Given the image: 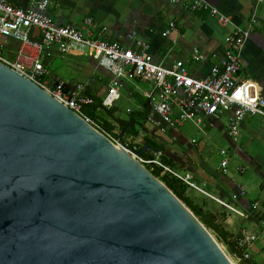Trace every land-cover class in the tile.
<instances>
[{
    "label": "water",
    "instance_id": "obj_1",
    "mask_svg": "<svg viewBox=\"0 0 264 264\" xmlns=\"http://www.w3.org/2000/svg\"><path fill=\"white\" fill-rule=\"evenodd\" d=\"M239 262L141 162L0 63V264Z\"/></svg>",
    "mask_w": 264,
    "mask_h": 264
},
{
    "label": "built area",
    "instance_id": "obj_2",
    "mask_svg": "<svg viewBox=\"0 0 264 264\" xmlns=\"http://www.w3.org/2000/svg\"><path fill=\"white\" fill-rule=\"evenodd\" d=\"M262 1L257 0L258 3ZM166 2L192 13H205L222 29H230L224 38V55L202 78L192 76L182 60H176L170 66L155 61L150 54V46L136 39L134 33L128 35L131 41L129 45L108 41L105 37L106 27L95 28L91 17L84 18L78 26L54 23L48 14L50 0H31L26 6L19 5V0H0V63L25 77L80 116L111 143L141 162L149 172L159 169L160 176L167 175L188 188L200 191L188 173L183 174L164 163L159 154L153 153L149 157L138 155L136 145H119L111 134L84 116L81 113L83 106L93 102L92 98L84 94L87 84H77L71 90L64 91L62 83L51 88L44 80L47 76L44 62L52 58L53 47L64 52L77 51L95 60L110 77L109 90L102 100L104 108L111 107L118 98V88L122 86V80H136L148 86L143 96L149 101L151 115H157L160 122L169 127H178L187 121H194L200 126L201 115L214 118L228 115V132L234 139L247 116H259L264 128V86L249 79H241L239 64V55L250 37V28L256 21V13L251 14L250 23L244 28L206 0ZM177 35L178 28L174 21H170L160 33L162 38L171 39L173 44L177 42ZM205 59L198 48L191 50V63L198 64ZM148 119L153 122L150 117ZM225 154L224 150L220 151V155ZM226 165V160L220 163L224 173ZM237 170L242 171L240 168ZM243 193L241 188L240 194ZM257 207L258 204L254 203L252 210ZM256 238L254 234L246 231L235 238V246L241 251L237 258L239 261L250 260L248 251Z\"/></svg>",
    "mask_w": 264,
    "mask_h": 264
},
{
    "label": "crops",
    "instance_id": "obj_3",
    "mask_svg": "<svg viewBox=\"0 0 264 264\" xmlns=\"http://www.w3.org/2000/svg\"><path fill=\"white\" fill-rule=\"evenodd\" d=\"M29 1L31 0H19L18 4L26 6ZM50 1L51 5L48 9V14L54 23L62 26H78L84 18L91 17L95 28L106 27L105 37L108 41L118 42L123 45L131 44L128 35L134 33L136 39H140L150 46V54L155 61L161 62L165 66H170L176 60H182L188 72L197 78H202L207 75L210 67L219 62L224 55L223 40L226 33L224 29L219 27L206 14L186 11L180 6L169 5L166 0ZM206 1L218 8L221 12L229 15L235 24L242 27L246 23L249 25L251 14L253 12L257 13L256 8L259 9L261 6H264V0L261 3H258L257 0ZM261 16L264 17V7L262 8ZM170 21H174L178 28L176 44H173L171 39H164L160 36V33L168 26ZM258 29L259 27H254V31H256L254 35L259 34ZM251 43L254 44L252 40L248 39L241 52H243L246 46L250 50ZM54 48L52 58L57 53ZM193 48H198L206 57L203 62L198 64L190 62L191 50ZM65 53L79 52L69 51ZM89 59L94 63L95 69L86 80L83 82L76 80L73 84L65 83L61 80H59L60 82L58 80L55 81L48 71L49 60H45L47 76L51 77V81H46L47 84L52 88L57 82L62 83L63 87L67 88L66 91H69V89L71 90L77 84H87V87L92 88L91 83L106 80L104 85L109 90V75L97 65L95 60L90 57ZM249 64L252 63L248 62ZM240 69L241 79H249L260 86H264V71L262 73L257 72V67L251 65L249 75L246 68L242 69L240 66ZM101 74L103 77L104 75H107V77L102 79ZM131 82L133 84L126 88L129 96L134 98L133 95L137 93L145 98L143 96L145 91H139L136 86L142 82L136 80ZM144 85L147 86V84ZM121 87H123V83ZM104 97L100 96L102 100ZM130 111L134 110L126 109L127 113ZM149 117L154 123L149 119L147 121L152 124L154 130L142 128V132L140 130L137 138L125 137L123 134L122 144L128 143L125 142V140H128V144L136 145L137 148H141L142 150L146 143L149 148H145L144 155L142 154L141 156L149 157L153 153H157L160 159L163 156L167 157L171 161L169 165L188 173L200 189L199 191L189 188L186 193H191V195L193 193L195 198L189 195L187 196L194 202L201 201L202 205H206L205 210L216 217L217 222L221 224L225 231L233 237L239 236L243 231L254 234L257 237L254 231L259 229V222L264 219V171L259 162L248 158L237 149L236 142L228 132V115L219 118L201 115L202 122L200 126H197L194 121H187L183 125L174 128L161 123L157 115L150 114ZM253 118L249 117V119L243 120L240 126L242 131L247 129L248 123H255ZM115 128L112 133L119 135L121 131L117 128L119 130L118 133L120 132L118 134ZM157 129L165 134L166 137L163 138L158 135ZM114 139L117 142V139ZM221 139L226 140L231 147L236 149L239 156L249 164L251 173H256L258 177H261L259 181H256L251 175H248V177L253 178V180L249 183L246 180L247 177L245 179L244 176L241 178L239 176H228V163L225 167L226 173H224V169L220 166V163L224 159H221L217 165L210 164L211 155L208 148L210 144L216 143ZM174 145L176 147L178 146L182 152L176 151L173 148ZM150 148L153 150H150ZM240 169L242 171L236 170L239 175L246 173V170L243 168ZM241 188L244 191L243 194H240ZM197 202L195 203L197 204ZM254 203L258 204L256 210H252ZM251 247L250 251H252L250 252L251 256L249 261L252 264L263 261L264 239L260 247H254V245Z\"/></svg>",
    "mask_w": 264,
    "mask_h": 264
},
{
    "label": "rangeland",
    "instance_id": "obj_4",
    "mask_svg": "<svg viewBox=\"0 0 264 264\" xmlns=\"http://www.w3.org/2000/svg\"><path fill=\"white\" fill-rule=\"evenodd\" d=\"M263 7L264 6H261L259 9L256 8V12H257L255 16L256 21L250 28L251 34L249 39L252 40L254 44L252 43L250 44V48H251L250 50H248V47L246 46L243 52H240L241 55H239V64L242 69L246 68V71L249 73V75L251 72V65L257 67V72L262 73L264 71V17L261 16ZM243 26L244 28H247L248 24L246 23ZM254 27L255 28L259 27L258 35H254V33L256 32L254 31ZM224 30L226 33L230 32V29L228 27L225 28ZM223 44H224V40H223ZM54 50L57 53L54 54L51 60H49L48 71L55 79V81L61 80L65 83H70V84L75 83L76 80L83 82L91 75V72L95 69L94 63H92L89 57L85 54H79V53L66 54L64 51L59 50L57 47H55ZM248 62H251L252 64L248 65ZM99 72L101 73V71ZM101 77L102 79H105L107 75L106 76L104 75L103 77L101 74ZM122 83H123V87L118 88L119 96L115 100V103L113 104L114 106L112 107H116L118 109L117 117L125 118L127 116L126 109L136 111L139 109V105L132 96H129V93L126 90V88L133 83L131 81H126V80L123 81ZM104 84H105V80L95 81L91 83L92 86L91 91L99 97L100 96L104 97L108 92ZM136 86L139 89V91L147 90V86H145L142 83L137 84ZM245 119H249V116L245 117ZM253 120L255 121V123L254 124L248 123L247 129L245 131H242L240 128L238 136L236 137V139L233 138V140L236 142L238 146L237 149L241 153L246 155L248 158H251L256 162H259L262 166V170L264 171V128L262 126V120L259 116H254ZM143 128L147 130H154V127L148 121L144 123ZM115 129L116 132L118 133L119 130L117 128ZM157 134L163 138L166 137L165 134L160 132L158 129H157ZM125 142L129 143L128 140H125ZM173 148L176 149V151L178 152H182L180 151L178 146L176 147L174 145ZM208 150L211 155L210 164L213 163V165H217L221 159L227 161L228 176L229 175L235 177L239 176L240 178L244 176L245 179L247 177L246 180L248 181V183L251 182L253 178H255L256 181H259L261 179V177L260 176L258 177L256 173L254 174L251 173L249 164L239 156V154L236 152V149L231 147L226 140L221 139L216 143L210 144ZM221 150H224L226 152L224 156L220 155ZM237 167L243 168L244 170H246V173L243 175H239L236 172ZM178 171L183 174L185 173L183 170H178ZM248 175L253 176V178H249ZM186 195H189L190 197H194L193 193L192 195L191 193H186ZM197 205L200 206L203 211H206L205 210L206 205H202L201 201H198ZM259 224H260L259 229L254 231L255 234L257 235V241L255 240L256 242L253 244L254 247L255 246L260 247L264 239V231H263L264 219L261 220ZM251 251L249 249L248 251L249 254ZM256 264H264V260L256 262Z\"/></svg>",
    "mask_w": 264,
    "mask_h": 264
},
{
    "label": "trees",
    "instance_id": "obj_5",
    "mask_svg": "<svg viewBox=\"0 0 264 264\" xmlns=\"http://www.w3.org/2000/svg\"><path fill=\"white\" fill-rule=\"evenodd\" d=\"M205 14V13H204ZM44 80L51 81L50 76L44 77ZM106 82V80H105ZM56 84H59L58 82ZM53 86L52 88H55ZM64 91L67 88H63ZM85 95L92 98L93 102L90 105H85L82 108L81 113L92 119L93 122L99 125L107 133H111L114 138H118L117 134H113V130L117 127L120 131L124 130L125 137L137 138L140 134V130L143 128L144 123L148 120L151 114V107L148 101L141 97L139 94H134V99L139 105V110L130 111L125 118L117 117L118 109L111 107L106 109L102 106V99L91 91V88L87 87ZM104 118H103V117ZM106 118V120H105ZM131 145V144H130ZM132 146V145H131ZM156 148V147H153ZM157 149V148H156ZM141 151V148H137V152ZM144 155V154H143ZM164 163L171 164V161L167 157H161ZM151 174L160 180L171 192L176 196L200 221V223L207 229L213 232L217 240L220 241L228 250L232 258H238L241 255V251L235 246V238L217 222L216 217L208 211H203L200 206L195 204L187 195L186 192L189 189L186 185L180 181L170 178L167 175L160 176L159 169L150 171ZM239 264H252L249 260H241Z\"/></svg>",
    "mask_w": 264,
    "mask_h": 264
}]
</instances>
